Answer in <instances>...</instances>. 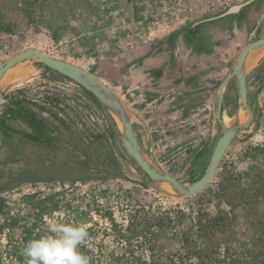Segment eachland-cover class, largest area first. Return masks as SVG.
<instances>
[{
  "label": "rangeland",
  "instance_id": "rangeland-1",
  "mask_svg": "<svg viewBox=\"0 0 264 264\" xmlns=\"http://www.w3.org/2000/svg\"><path fill=\"white\" fill-rule=\"evenodd\" d=\"M0 15V66L37 49L95 75L125 105L147 158L183 184L206 173L222 135L220 88L245 47L264 38V0H0ZM246 71L253 120L212 184L186 200L150 180L117 121L80 85L38 61L10 71L0 118V264H26L23 248L50 220L86 224L79 250L94 264H165L181 248L174 230L153 228L131 241L118 235L144 211L182 210L184 230L201 209L231 214L233 245L245 249L249 221L230 200L264 173V48ZM238 108L232 79L221 113L227 125Z\"/></svg>",
  "mask_w": 264,
  "mask_h": 264
},
{
  "label": "water",
  "instance_id": "water-1",
  "mask_svg": "<svg viewBox=\"0 0 264 264\" xmlns=\"http://www.w3.org/2000/svg\"><path fill=\"white\" fill-rule=\"evenodd\" d=\"M263 48L264 38L256 40L245 47L237 59L234 71L221 86L219 92L218 121L222 126V135L215 146L206 173L201 179L190 184H183L177 181L147 158L139 144L125 105L116 93L101 79L76 64L52 58L40 50H25L9 58L0 66V116L4 94L3 81L7 74L27 61L41 62L46 67L81 85L104 105L120 127L121 138L127 152L155 185L173 198L178 200L190 199L203 193L212 184L227 149L235 137L249 126L253 120V113L248 104L246 68L251 54ZM232 79H236L237 83L239 108L234 119L227 125L222 119L221 111L225 88ZM243 115H247V120L243 119Z\"/></svg>",
  "mask_w": 264,
  "mask_h": 264
},
{
  "label": "trees",
  "instance_id": "trees-1",
  "mask_svg": "<svg viewBox=\"0 0 264 264\" xmlns=\"http://www.w3.org/2000/svg\"><path fill=\"white\" fill-rule=\"evenodd\" d=\"M0 26H5L2 15ZM230 202L233 207H242L245 218L249 221V240L244 244L243 250L233 245L238 243L230 231L234 219L230 218L231 214L222 213L218 217H210L203 209L190 219L188 230L181 229L186 217L182 210L173 211V214L167 212L159 217H151L144 211L145 214L139 213L131 220L126 229L127 235H118L131 241L147 236L153 228L159 231L174 230V237L180 242L181 248L165 264H264V173L251 187L243 189L238 198L232 197ZM146 241L151 244L152 239L148 238ZM89 264H94V260L89 258ZM111 264L159 263L122 258L115 259Z\"/></svg>",
  "mask_w": 264,
  "mask_h": 264
},
{
  "label": "clouds",
  "instance_id": "clouds-1",
  "mask_svg": "<svg viewBox=\"0 0 264 264\" xmlns=\"http://www.w3.org/2000/svg\"><path fill=\"white\" fill-rule=\"evenodd\" d=\"M87 227L50 220L46 232L23 248L26 264H89V258L79 250L89 236Z\"/></svg>",
  "mask_w": 264,
  "mask_h": 264
},
{
  "label": "flooded vegetation",
  "instance_id": "flooded-vegetation-1",
  "mask_svg": "<svg viewBox=\"0 0 264 264\" xmlns=\"http://www.w3.org/2000/svg\"><path fill=\"white\" fill-rule=\"evenodd\" d=\"M50 69V68H49ZM52 70V69H51ZM54 71V70H53ZM56 72V71H55ZM58 73V72H57ZM60 74V73H59ZM67 78V77H66ZM69 79V78H68ZM71 80V79H70ZM73 81V80H72ZM75 82V81H74ZM76 83V82H75ZM78 84V83H77ZM79 85V84H78ZM81 86V85H80ZM82 87V86H81ZM83 88V87H82ZM85 89V88H84ZM86 90V89H85ZM87 91V90H86ZM89 92V91H88ZM90 93V92H89ZM91 94V93H90ZM92 95V94H91ZM95 99H97L94 95H92ZM97 101H99L98 99H97ZM100 102V101H99ZM101 103V102H100ZM102 104V103H101ZM103 105V104H102ZM104 106V105H103ZM223 108V107H222ZM221 113H222V111H221ZM222 116V115H221ZM0 118H1V116H0ZM123 142V141H122Z\"/></svg>",
  "mask_w": 264,
  "mask_h": 264
},
{
  "label": "bare ground",
  "instance_id": "bare-ground-1",
  "mask_svg": "<svg viewBox=\"0 0 264 264\" xmlns=\"http://www.w3.org/2000/svg\"><path fill=\"white\" fill-rule=\"evenodd\" d=\"M225 120H227V119H225ZM228 121V120H227ZM227 124V123H226Z\"/></svg>",
  "mask_w": 264,
  "mask_h": 264
}]
</instances>
